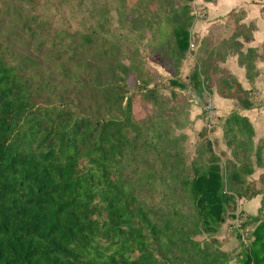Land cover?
I'll list each match as a JSON object with an SVG mask.
<instances>
[{
	"label": "trees",
	"instance_id": "trees-1",
	"mask_svg": "<svg viewBox=\"0 0 264 264\" xmlns=\"http://www.w3.org/2000/svg\"><path fill=\"white\" fill-rule=\"evenodd\" d=\"M72 1L53 4L64 9ZM150 1L138 0L146 7ZM40 2L11 0L0 6V264H171L185 250L191 264L195 257L198 264H227L218 247L209 242L198 247L186 232L173 228L171 219L151 211L135 191L139 179L122 171L126 154L137 155L146 182L154 176L150 163L162 160L167 169L160 178L175 179L201 233L216 232L228 203L260 196L257 213L248 214L243 224L253 226L238 264H264V186L253 192L247 187L253 164L262 162L264 138L254 144L252 125L238 112L253 104L256 75L252 49L242 52L237 40L250 32L238 20L240 11L226 15L234 28L217 33L213 45V33L201 38L203 52L187 82L170 77L172 100L164 102L151 82L157 73L138 55V47L125 50L128 34L52 27L39 19ZM168 3V10L140 25L144 29L135 31L136 38L141 40L146 29L147 42L154 43L149 47L164 49L167 37L181 61L191 38L190 15L186 5ZM42 34L55 44L39 40L29 47ZM231 53L245 68L250 90L220 67ZM40 59L53 64L65 83L53 82V72L41 68ZM212 86L238 103L221 118L230 158L222 171L212 142L204 138V166L192 161L180 172L177 155L166 153L182 147L171 130L172 115L180 113L174 90L188 87L204 113ZM129 91L135 93L128 96ZM133 96L145 109L139 118L132 110Z\"/></svg>",
	"mask_w": 264,
	"mask_h": 264
},
{
	"label": "rangeland",
	"instance_id": "rangeland-1",
	"mask_svg": "<svg viewBox=\"0 0 264 264\" xmlns=\"http://www.w3.org/2000/svg\"><path fill=\"white\" fill-rule=\"evenodd\" d=\"M168 1L152 0L149 7H146L145 2L141 3L138 0H84L82 2L74 0L69 2L64 9H59L58 6L53 4V0H49L48 2L41 0V16L39 19L42 21L46 20L52 27L63 28L69 32L97 33L105 30L110 34H128L130 37L127 40L128 43L124 44L125 50L129 53L133 50V47H138V55L142 56L148 64L150 71L157 73L151 82L156 83L158 94L162 96L164 102H169L172 100L170 90L167 89L169 78L176 76L187 82L195 59H197L198 53L203 52L204 46L203 39L196 34L192 35L186 57L180 61V57L171 52L172 43L169 42L167 37L164 38V43L167 46L164 49H160L157 45L149 47L150 44L154 43L147 42L150 34L146 29L143 32L144 35L141 40L136 38L138 33L135 31L144 29L140 26L143 22L149 21L151 17L158 15L159 12L168 10ZM170 1L177 5H186V14L190 15L189 22L191 24L189 28H192L195 23L201 20L204 12L200 0ZM4 3H11V0H0V6ZM175 7L181 8V6L176 5ZM168 30L169 26H167L165 31L167 32ZM46 33H51V31L47 30ZM210 34L208 33L207 35ZM216 36V34H212L211 36L210 43L212 45L215 43ZM39 40L47 46L55 44L50 39L44 38L42 34L29 43V47L34 48ZM211 44H209L210 47ZM20 45L23 46V44ZM42 55H44V52ZM40 60L43 61V59ZM43 63L40 66L41 68H44L49 73L53 72V82L58 83L62 81V84L65 83V80H60L61 78L56 75L58 70L53 64L47 61H43ZM75 71L73 70L72 75ZM80 76H82L81 72ZM132 76H129L131 82L133 81ZM57 87L59 88V86ZM174 91L177 93L173 97L175 108L180 113L172 115L171 130L175 136H179L182 141V147L181 151L177 149L173 152L166 151V153L171 156L177 155L176 160L179 163V167L176 169L180 172L189 169L188 166L192 161L198 167L204 166L208 154L205 152L202 142L206 138L212 142V149L219 158L222 171H225V160L230 158V150L224 144V139L220 137L218 127H222L221 118H217L212 113V108L208 102L203 107L204 113H201L202 109L199 101L194 98L192 91L188 87L183 90L177 88ZM134 93L129 91L128 96ZM125 99L124 97L122 105H124ZM132 100L134 101L132 106L133 113L135 117L139 118L144 114L145 109L139 97L133 96ZM150 164V174L154 176L150 182H146V174L142 172L143 166L137 155L131 156L126 154L124 157L122 171L128 176H132L133 179H139L138 184L134 187L137 195L143 202L147 201V205L155 214L171 219L173 228L186 232L188 238L192 242L197 243L198 247H202L206 242H209L224 253L223 260L227 264H238L242 246L248 243L249 234L253 226L251 224L243 225L244 221H246V216L249 212L251 213L252 207L246 206L245 208V205L243 206L241 203L243 198L236 199L234 204L228 203L223 214V221L215 226L216 232L201 233L194 228L190 214V203L177 189L176 183H174L175 179L165 181L160 178L162 173H166L167 169L163 166L162 160L153 161ZM256 175L254 172L247 176L248 192H253L256 188H263L264 186V178H255ZM251 206H254V204H251ZM256 213L257 209L253 212V215ZM262 216H264V210ZM189 258L190 254L185 250V254H179L178 260L171 264H191L188 262ZM193 259L194 263L192 264H198V257Z\"/></svg>",
	"mask_w": 264,
	"mask_h": 264
},
{
	"label": "crops",
	"instance_id": "crops-1",
	"mask_svg": "<svg viewBox=\"0 0 264 264\" xmlns=\"http://www.w3.org/2000/svg\"><path fill=\"white\" fill-rule=\"evenodd\" d=\"M200 4L204 13L201 20L191 28V37L196 34L203 38L208 33L217 35L219 32L228 33V31H232L234 24L226 23V15L230 12L240 11L239 22L250 27L249 34L245 37L238 36L237 40L242 52L247 49H252L253 52L251 72L256 74L253 79L251 98L253 104L250 108L239 109L238 112L241 116L246 117L252 125L253 142L257 144L261 138H264V0H200ZM220 67L226 68L243 89L250 90L251 85L246 77L245 68L238 64L236 54H229L220 63ZM208 103L212 108V113L217 118L226 117L238 105L235 99L219 96L215 86L211 87V92L208 94ZM218 129L221 137V127ZM261 159V164H253V173L257 174L255 178L264 174V147L261 152ZM260 199V196H256L250 200L243 199L241 203L243 206L245 205V208L246 206L252 207L251 213L248 214H253L259 206Z\"/></svg>",
	"mask_w": 264,
	"mask_h": 264
}]
</instances>
